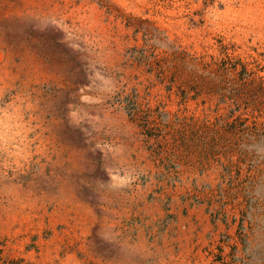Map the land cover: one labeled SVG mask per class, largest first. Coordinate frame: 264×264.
I'll use <instances>...</instances> for the list:
<instances>
[{
  "label": "rangeland",
  "instance_id": "obj_1",
  "mask_svg": "<svg viewBox=\"0 0 264 264\" xmlns=\"http://www.w3.org/2000/svg\"><path fill=\"white\" fill-rule=\"evenodd\" d=\"M0 264H264V0H0Z\"/></svg>",
  "mask_w": 264,
  "mask_h": 264
},
{
  "label": "trees",
  "instance_id": "obj_2",
  "mask_svg": "<svg viewBox=\"0 0 264 264\" xmlns=\"http://www.w3.org/2000/svg\"><path fill=\"white\" fill-rule=\"evenodd\" d=\"M257 126L254 124L250 127V133H254L255 135H258V131L256 130ZM249 132V131H248Z\"/></svg>",
  "mask_w": 264,
  "mask_h": 264
},
{
  "label": "bare ground",
  "instance_id": "obj_3",
  "mask_svg": "<svg viewBox=\"0 0 264 264\" xmlns=\"http://www.w3.org/2000/svg\"><path fill=\"white\" fill-rule=\"evenodd\" d=\"M117 175L120 174V171L119 170H115L114 171ZM115 175V174H114ZM113 177V176H112Z\"/></svg>",
  "mask_w": 264,
  "mask_h": 264
}]
</instances>
